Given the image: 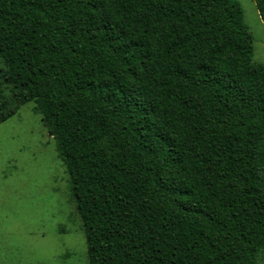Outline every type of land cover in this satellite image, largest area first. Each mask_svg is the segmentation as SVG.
I'll return each mask as SVG.
<instances>
[{
  "label": "trees",
  "instance_id": "trees-1",
  "mask_svg": "<svg viewBox=\"0 0 264 264\" xmlns=\"http://www.w3.org/2000/svg\"><path fill=\"white\" fill-rule=\"evenodd\" d=\"M264 22V0H255ZM232 0H0V125L34 103L89 264H258L264 68Z\"/></svg>",
  "mask_w": 264,
  "mask_h": 264
},
{
  "label": "rangeland",
  "instance_id": "rangeland-1",
  "mask_svg": "<svg viewBox=\"0 0 264 264\" xmlns=\"http://www.w3.org/2000/svg\"><path fill=\"white\" fill-rule=\"evenodd\" d=\"M243 8V28L251 35L247 66L264 68V22L255 0H232ZM0 91L12 103L11 87ZM21 105L0 125V264H89L84 225L70 190L56 143L34 112ZM255 152L264 160V138ZM264 264V249L258 255Z\"/></svg>",
  "mask_w": 264,
  "mask_h": 264
}]
</instances>
